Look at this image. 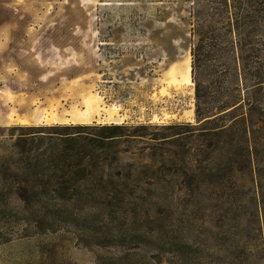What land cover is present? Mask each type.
<instances>
[{"label":"rangeland","instance_id":"rangeland-1","mask_svg":"<svg viewBox=\"0 0 264 264\" xmlns=\"http://www.w3.org/2000/svg\"><path fill=\"white\" fill-rule=\"evenodd\" d=\"M3 24L0 264H264V0H0Z\"/></svg>","mask_w":264,"mask_h":264},{"label":"trees","instance_id":"trees-1","mask_svg":"<svg viewBox=\"0 0 264 264\" xmlns=\"http://www.w3.org/2000/svg\"><path fill=\"white\" fill-rule=\"evenodd\" d=\"M198 18L202 15V12L197 13ZM201 18V17H200ZM205 22V19H204ZM205 24H203L202 28L201 26H197L196 29L193 30L192 32V37H198L194 42H193V58H194V65H197L201 62V58L205 57V51L208 48V35L203 32V27ZM206 96L204 94V91L201 89V86L197 83L196 84V116L200 120L199 123L203 122H210L212 121L213 116L211 115V110L209 108L208 102H206ZM239 103L234 104L233 107L237 106ZM232 107V108H233ZM237 108V107H236ZM235 108V109H236ZM129 127L126 126H121V125H116V126H103V127H98L97 129L102 130V131H109L110 134L106 136L105 138L108 140L110 139H117L122 137L120 133L124 130H127ZM58 129H81V127H64V128H56Z\"/></svg>","mask_w":264,"mask_h":264},{"label":"crops","instance_id":"crops-1","mask_svg":"<svg viewBox=\"0 0 264 264\" xmlns=\"http://www.w3.org/2000/svg\"><path fill=\"white\" fill-rule=\"evenodd\" d=\"M7 26L8 25H5V24L0 25V49H1V47L4 46V44L7 41V37H8L7 36L8 35V33H7L8 27Z\"/></svg>","mask_w":264,"mask_h":264},{"label":"bare ground","instance_id":"bare-ground-1","mask_svg":"<svg viewBox=\"0 0 264 264\" xmlns=\"http://www.w3.org/2000/svg\"><path fill=\"white\" fill-rule=\"evenodd\" d=\"M191 70H192L191 63L189 62V67H188V71H187L188 74H187L186 80H187V83L190 85L193 84Z\"/></svg>","mask_w":264,"mask_h":264}]
</instances>
